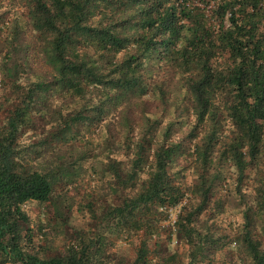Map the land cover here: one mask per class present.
I'll return each instance as SVG.
<instances>
[{
	"label": "trees",
	"instance_id": "obj_1",
	"mask_svg": "<svg viewBox=\"0 0 264 264\" xmlns=\"http://www.w3.org/2000/svg\"><path fill=\"white\" fill-rule=\"evenodd\" d=\"M87 172L100 202L55 254L67 220L24 207ZM228 184L223 233L201 217ZM0 264H264V0H0Z\"/></svg>",
	"mask_w": 264,
	"mask_h": 264
},
{
	"label": "rangeland",
	"instance_id": "obj_2",
	"mask_svg": "<svg viewBox=\"0 0 264 264\" xmlns=\"http://www.w3.org/2000/svg\"><path fill=\"white\" fill-rule=\"evenodd\" d=\"M37 128H33V135L31 136V139H25L24 142H29V140L39 139L49 131L48 126L45 125L44 122H42L40 119L37 118ZM88 134H91L90 132ZM87 139V137L85 138ZM89 139L93 140L94 142L96 140H99L95 136L89 137ZM22 140V139H21ZM96 171L100 173L99 165L96 167ZM87 172V174L84 176L82 184L79 187H73V188H67L65 191L58 192V197L53 198V201L51 203L41 204L38 205L35 202H31L27 204L24 209L32 219V224H35L37 222L38 217H42L43 215L46 217L53 216L54 217H61L63 216L67 223H63L61 225L58 224H52L55 229H57L58 233L55 235V254H59L62 250L61 247H63L68 240H71L73 237V234L75 233L76 228H86L89 226L88 222V216L87 212L85 211V205L88 202L85 193H93L91 202L96 203L100 202V175L90 176ZM187 177L185 179L186 188L188 190H191L193 186L197 183L193 176L189 174H185ZM187 190V191H188ZM191 194L187 193L186 197H188L182 202H188L193 203L192 199L190 198ZM224 212L220 215H215L214 217L208 216L206 213L201 217V219H206L207 222H214L216 225L220 226L219 230L223 233H229L238 228V224L241 222V207L235 197V194L233 192V187L231 184L226 185L224 188ZM196 201V200H195ZM195 203V202H194ZM181 206H177L174 208H171L168 210V219L161 223V228H171L173 230L174 228V222L177 218V214L180 211ZM209 218V219H208ZM212 218V219H210ZM232 222L233 227L228 229L227 223ZM66 224V225H64ZM64 225V226H63ZM174 231V230H173ZM162 241H165V239H162ZM137 240L134 239L133 244H122L119 248V256H122L123 260H130L133 257V247L137 244ZM162 250L166 253L171 250L175 251L176 249H179L180 253L183 254L185 252L184 246L180 245L178 247L175 238L172 239L171 244L168 245V243L162 244ZM234 247V246H232ZM235 247H238V245ZM184 257L186 254L184 253ZM223 256V255H222ZM223 259V257L221 258Z\"/></svg>",
	"mask_w": 264,
	"mask_h": 264
}]
</instances>
